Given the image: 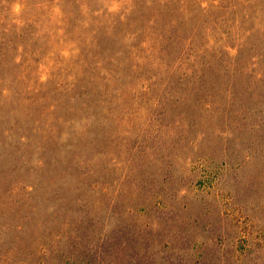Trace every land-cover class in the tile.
Masks as SVG:
<instances>
[{"label": "rangeland", "instance_id": "1", "mask_svg": "<svg viewBox=\"0 0 264 264\" xmlns=\"http://www.w3.org/2000/svg\"><path fill=\"white\" fill-rule=\"evenodd\" d=\"M180 50L211 57L175 70L205 77L183 92L198 101L209 90V111L156 112L141 77L157 63L145 64L117 85L97 80L105 98L70 118V136L35 120L32 69L12 92L0 82V264H264V67L251 61L261 49ZM45 59L26 62L66 80L71 69Z\"/></svg>", "mask_w": 264, "mask_h": 264}, {"label": "trees", "instance_id": "2", "mask_svg": "<svg viewBox=\"0 0 264 264\" xmlns=\"http://www.w3.org/2000/svg\"><path fill=\"white\" fill-rule=\"evenodd\" d=\"M263 37L264 0H0V82L7 84L3 92H12L20 72L32 69L27 79L35 90L25 101L36 107L35 120L49 131L66 128L71 136L76 127L70 118L94 112L91 100L105 98L95 87L97 80L117 85L145 64L157 65L141 77L148 93H155L156 112L209 111L214 107L209 90L194 99L198 101L183 92L189 85H205V77L175 70L186 60L189 66L208 67L211 57L205 50L188 57L185 50L175 49H261L251 61L264 67V40L256 39ZM42 49H69V55ZM45 58L62 65L69 61L68 67L58 68L61 74L71 69L66 80L55 75L53 64L46 65L49 74L42 78L26 62L31 59L37 66ZM163 69L170 70L166 78ZM54 77L58 83L50 89ZM189 79L198 81L179 86ZM159 82L165 84L152 91ZM114 94L122 98L119 89ZM12 96L15 106L23 103L16 93Z\"/></svg>", "mask_w": 264, "mask_h": 264}]
</instances>
